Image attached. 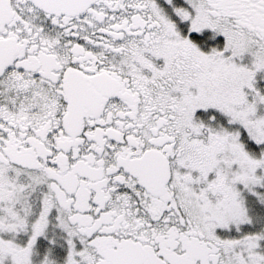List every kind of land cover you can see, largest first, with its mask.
<instances>
[{"label": "snow or ice", "instance_id": "6c2138e0", "mask_svg": "<svg viewBox=\"0 0 264 264\" xmlns=\"http://www.w3.org/2000/svg\"><path fill=\"white\" fill-rule=\"evenodd\" d=\"M0 264H264V0H0Z\"/></svg>", "mask_w": 264, "mask_h": 264}]
</instances>
